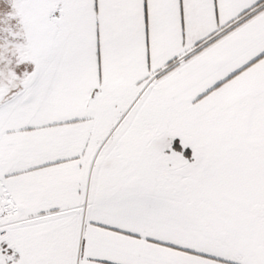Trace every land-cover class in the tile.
Returning <instances> with one entry per match:
<instances>
[{
    "label": "snow or ice",
    "instance_id": "6c2138e0",
    "mask_svg": "<svg viewBox=\"0 0 264 264\" xmlns=\"http://www.w3.org/2000/svg\"><path fill=\"white\" fill-rule=\"evenodd\" d=\"M0 264H264V0H0Z\"/></svg>",
    "mask_w": 264,
    "mask_h": 264
}]
</instances>
